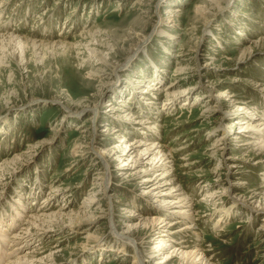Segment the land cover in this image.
<instances>
[{
    "label": "rangeland",
    "instance_id": "rangeland-1",
    "mask_svg": "<svg viewBox=\"0 0 264 264\" xmlns=\"http://www.w3.org/2000/svg\"><path fill=\"white\" fill-rule=\"evenodd\" d=\"M221 6L0 0V36L12 37L0 38V231L40 216L29 227L38 242L21 255L36 244L42 264H133L135 253L143 264H186L183 253L264 264V215L246 207L264 203V138L254 135L264 128V0ZM171 191L187 198L175 209L185 215L171 214Z\"/></svg>",
    "mask_w": 264,
    "mask_h": 264
},
{
    "label": "bare ground",
    "instance_id": "bare-ground-1",
    "mask_svg": "<svg viewBox=\"0 0 264 264\" xmlns=\"http://www.w3.org/2000/svg\"><path fill=\"white\" fill-rule=\"evenodd\" d=\"M210 2H212L213 4H215L216 5V9H220V8H222V6H221V4L222 3H224V4H227L228 2H229V0H210ZM197 11H199V12H201L200 14H202V16L204 17V21H205V25L207 24V20H208V16H209V13L208 12H206V13H204V10L201 8V7H198L197 8ZM171 13H170V16H172V15H175V14H178L179 12H181L178 8H175V9H171V11H170ZM163 33V32H162ZM8 37L12 40V37L11 36H0V38L1 39H8ZM10 40V41H11ZM14 41V40H13ZM198 72V71H197ZM153 74H154V82H155V84H157V81L160 79L159 78V70L157 69V70H155V68H154V72H153ZM136 90V89H135ZM156 91V86L154 85V86H149L147 89H144V91H142V93L141 94H146V93H151V92H155ZM136 93H138L139 94V91H137L136 90ZM220 94L216 97V98H214V99H222L223 97H224V92H219ZM168 95V94H167ZM168 96H173V94H169ZM220 99V100H221ZM185 104V103H184ZM109 106H111V105H109ZM110 108V107H109ZM115 107L114 106H112L111 108H110V112L111 111H113V109H114ZM80 110H91L92 111V115L94 114L95 115V117H97V111H95V108H93V109H89V107L88 106H84V108L82 107V109H80ZM69 112H70V114L72 113V111L70 110V108H66V113L67 114H69ZM219 113V112H218ZM236 113V111H231V112H228V114L227 113H219V115H220V121L223 119V120H226L228 117H231V116H234V114ZM253 118H255L254 116H251V118H250V120H253ZM142 122H140V124H141ZM145 123V122H144ZM218 124H219V122H218ZM241 124V123H240ZM243 124V123H242ZM246 123H244V125H245ZM221 125V124H220ZM246 127L243 129V133L245 132V133H247V132H250L249 130H250V127H249V124L247 125H245ZM262 127V126H261ZM253 128V127H252ZM256 128V127H255ZM254 129V128H253ZM263 130H264V128H263ZM263 130H257L256 131V133H254V135H257V134H259L260 136H261V139H263L264 138V132H263ZM253 134V133H252ZM263 137V138H262ZM225 138V136L223 137V139ZM257 140H259L258 142H259V144H262V146H264V141H260V138H259V136H258V138H257ZM257 142V143H258ZM122 144H124V147H123V153H122V155L123 156H125V157H128V158H130V155H131V147H128L126 144H125V142L123 141L122 142ZM88 148H91V147H88ZM153 148H154V150H155V148H157V147H154L153 146ZM152 149V148H151ZM91 150V149H90ZM146 150V149H145ZM144 150V151H145ZM153 150V149H152ZM147 152L145 153L146 155H148V156H150V151L151 150H146ZM96 154V153H95ZM158 154H160V152H157V155ZM155 156V155H154ZM98 157H100L101 158V160L103 161V164H104V167L105 168H107V162L100 156V154H98ZM121 163V165H122V163L123 162H120ZM151 164H153V161H151ZM120 165V166H121ZM234 168H236V166L234 167ZM154 169H155V167H154ZM1 173H0V180H1ZM108 179V178H107ZM105 180H106V177L105 178H103L102 179V183H104L105 184ZM145 182H149L148 180H146ZM106 184H107V182H106ZM105 184V185H106ZM161 187V186H160ZM159 186L157 187V188H155L154 190H157L158 188H160ZM234 187V186H233ZM233 187L231 188L232 190H233ZM153 190V191H154ZM226 190V189H225ZM224 192V189L223 190H221L220 191V193H214L215 195L214 196H224L225 194L223 193ZM160 191L159 192H157V194H155V192H154V197L155 196H157V195H159V196H161L160 195ZM165 194H164V198L163 199H168V198H172L173 197V193H172V191H171V193L170 192H164ZM151 194H153V193H151ZM218 194V195H217ZM264 195V194H263ZM176 196V195H175ZM174 196V197H175ZM213 196V197H214ZM153 197V198H154ZM172 198V202H170V203H168L169 205L171 204V206H175L173 209V212H171V214H176V213H178V214H180L181 213V215H185V213L183 212L182 213V211L180 212L179 210H175L176 208H178V209H181V208H183L184 206H186V204H187V198H184V199H175V198ZM211 197V196H210ZM240 197V196H239ZM156 199V198H155ZM242 199V198H241ZM241 199H239V200H234V202L232 203V206L229 208V209H227L226 211H225V213H224V215H226V216H230L231 214H232V212L235 210V209H237V207H238V202L240 201V203L241 202H243V203H245L244 201H242ZM253 199V198H252ZM164 201V200H163ZM163 201L161 200V202H162V204H163ZM254 201V200H253ZM91 202H93V201H90V203ZM184 202V203H183ZM180 203H183L182 205H180L179 206V204ZM255 203V202H254ZM253 204V203H252ZM168 205V206H169ZM245 205V204H244ZM246 206V205H245ZM257 206H259V207H253V205L252 206H246L247 207V209H250V212H251V214L253 213V214H258V213H262L263 215H264V203L261 205V204H257ZM186 207H188V206H186ZM44 208H46V207H44ZM188 212V211H187ZM54 216V215H53ZM56 216V215H55ZM188 216V215H187ZM185 217V218H187V219H189L188 217ZM59 217H61L60 215H58V220H59ZM264 217V216H263ZM39 218H40V216H30V218H29V220L28 221H26V224H24L23 226H26V227H22V228H18V230H16L15 231V227H14V231H12L11 233H10V235L7 233L8 231V229H4V231H0V264H42L43 262H44V260L45 259H42V258H35L36 257V255H37V250L35 249L36 247H38L39 245H36L35 244V246H34V248H33V251L31 252V254L32 253H35V255H31V254H29V253H26L25 255H21V252H22V249L23 248H25V247H27L29 244H33V243H35V242H38V241H36V239L33 237V235H31V232L29 231V227H31V228H37L38 226H36V222H37V220H39ZM12 219H14L13 217H12ZM17 219V218H16ZM16 219H14V222H15V224L17 223V220ZM263 220H264V218H263ZM0 222H3V221H1V219H0ZM55 222V221H54ZM13 223V222H12ZM12 223H10L9 224V227L11 228V227H13V225H14V223L12 224ZM63 223V222H62ZM54 224V223H53ZM57 224H58V221H57ZM177 223H174V222H169V227H171V226H174V225H176ZM61 225V224H60ZM63 225V224H62ZM36 226V227H35ZM49 229V228H48ZM47 229V230H48ZM45 230V229H44ZM133 230V228H128V231L130 232V231H132ZM260 230L261 231H263L264 232V221H262V224H261V227H260ZM43 231V230H42ZM117 238H119V240L122 242V244L123 245H125V246H129L130 247V249H132L133 251L135 250L134 249V242H133V240L131 239V237L129 236V235H124V234H120V235H117ZM156 245H158L157 247H159V246H162V247H164V248H166V247H168L169 245L166 243H164L163 241H159L158 239H156ZM5 246H6V251L4 250L5 249ZM155 248V247H154ZM154 248H153V250H154ZM135 252V251H134ZM133 252V253H134ZM194 253H196V252H194ZM156 253L155 252H151V255L152 256H154ZM157 254H160V253H158L157 252ZM172 254H173V252H172ZM201 254V253H200ZM21 255V256H20ZM175 255V254H174ZM181 255H182V253H181ZM189 255V256H188ZM6 256H7V258H6ZM183 257H185L186 259H184L183 258V260L185 261V263L187 264V262L189 261V259L190 258H193L192 260H191V264H195L193 261L196 259V258H198V262H199V258L200 257H198V254H193L192 255V253L191 254H185V253H183V255H182ZM200 256V255H199ZM204 257V256H203ZM172 258V255L171 256H169V255H166V256H164V262H167L168 260H170ZM202 258V257H201ZM181 259H182V257H181ZM204 260V259H203ZM133 264H143V262L141 261V259H140V257L135 253V254H133ZM201 262V261H200ZM162 263V262H161ZM202 263V262H201ZM203 264V263H202ZM204 264H206V263H204Z\"/></svg>",
    "mask_w": 264,
    "mask_h": 264
}]
</instances>
